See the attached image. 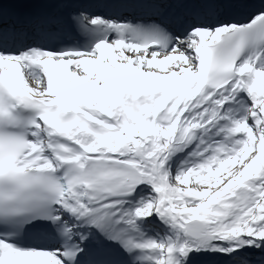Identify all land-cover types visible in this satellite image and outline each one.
Wrapping results in <instances>:
<instances>
[{
  "label": "snow or ice",
  "instance_id": "1",
  "mask_svg": "<svg viewBox=\"0 0 264 264\" xmlns=\"http://www.w3.org/2000/svg\"><path fill=\"white\" fill-rule=\"evenodd\" d=\"M0 264H264V0H0Z\"/></svg>",
  "mask_w": 264,
  "mask_h": 264
}]
</instances>
